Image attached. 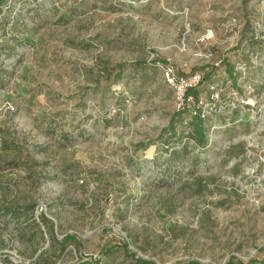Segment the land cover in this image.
<instances>
[{
  "label": "rangeland",
  "instance_id": "374dc122",
  "mask_svg": "<svg viewBox=\"0 0 264 264\" xmlns=\"http://www.w3.org/2000/svg\"><path fill=\"white\" fill-rule=\"evenodd\" d=\"M1 3L0 264H264V132L229 104L264 98V0ZM168 61L219 91L203 141Z\"/></svg>",
  "mask_w": 264,
  "mask_h": 264
},
{
  "label": "built area",
  "instance_id": "2783aa9c",
  "mask_svg": "<svg viewBox=\"0 0 264 264\" xmlns=\"http://www.w3.org/2000/svg\"><path fill=\"white\" fill-rule=\"evenodd\" d=\"M215 39L213 29H207L199 35L198 41L206 44ZM161 69L165 83L173 92L175 109L179 113L188 112L193 117H198L204 123L211 111H214L216 104L220 100V94L214 86L211 87L209 97L203 98L199 95V88L204 82V75L201 71L180 72L170 61L157 62ZM235 80L237 76L232 75ZM235 85L237 82L234 83ZM238 86V84H237ZM194 91H197L194 92ZM231 101L229 104L240 107L242 114L237 122L246 121L255 132H264V98L259 93L253 96H246L238 99L236 91L230 93ZM249 114L247 119L244 114Z\"/></svg>",
  "mask_w": 264,
  "mask_h": 264
},
{
  "label": "trees",
  "instance_id": "16d2710c",
  "mask_svg": "<svg viewBox=\"0 0 264 264\" xmlns=\"http://www.w3.org/2000/svg\"><path fill=\"white\" fill-rule=\"evenodd\" d=\"M2 4L3 3L0 4V13H1V5ZM194 92L197 93V91H194ZM178 116H179V113L175 114V116L171 119L170 124H169V131L171 132V136H173V137L177 136L176 123H177ZM203 124H204V122L201 119H199L198 117H195V126L196 127H195L194 132L192 133V136L194 138H199L200 141L205 140V133L203 132L204 130L203 131L201 130V125H203ZM196 129H197V131H196ZM11 210L13 213H15L14 209L11 208ZM43 219L45 221H49L46 216H43ZM49 222H51V221H49ZM50 226L53 229V222L50 223ZM52 235H53V238L57 241L54 234H52ZM75 238H76L75 235L67 234L63 237V239L61 241H58V243L62 248H64L68 241H72V240L75 241ZM141 262L144 264H151V263L146 262V261H141ZM189 264H200V263H198L197 261H191ZM226 264H233L232 259H230Z\"/></svg>",
  "mask_w": 264,
  "mask_h": 264
}]
</instances>
